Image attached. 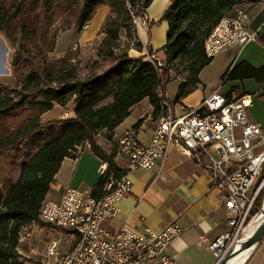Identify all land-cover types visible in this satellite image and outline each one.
<instances>
[{
	"label": "trees",
	"instance_id": "1",
	"mask_svg": "<svg viewBox=\"0 0 264 264\" xmlns=\"http://www.w3.org/2000/svg\"><path fill=\"white\" fill-rule=\"evenodd\" d=\"M152 1L0 0V34L15 49L10 66L17 77L13 86L0 84V264L19 263L24 228L47 225L40 219V208L65 157H75L87 142L101 161L109 162L108 175L122 176L126 169L117 166L115 155L101 148L96 136L106 130V137L112 139L115 129L145 98L159 116L171 80L170 67L144 56L130 57L127 50L117 52L122 48L124 30L136 44L131 12L145 13ZM246 1L171 0L162 16L169 29L160 50L168 63L177 58L189 62V76L181 82L173 102H181L199 85L201 71L213 61L204 51L207 35L222 17ZM102 6L110 7L111 12L99 31L103 37L96 49L97 59L81 77L79 48L68 50L61 58L55 55L59 32L72 27L82 31ZM108 61L114 65L104 70ZM237 78L263 82L264 65L241 62L222 75L224 83ZM110 98L113 101L105 104ZM56 105L71 110V115L43 122L42 116ZM57 125L62 126L61 132ZM24 147L31 150L27 157ZM16 166L19 171L14 179L11 170ZM107 183L99 178L93 186L96 196L104 194ZM263 202L264 188L249 219L260 212Z\"/></svg>",
	"mask_w": 264,
	"mask_h": 264
},
{
	"label": "built area",
	"instance_id": "2",
	"mask_svg": "<svg viewBox=\"0 0 264 264\" xmlns=\"http://www.w3.org/2000/svg\"><path fill=\"white\" fill-rule=\"evenodd\" d=\"M132 18L137 29L140 22L147 23V11L138 15L133 10ZM258 35L257 30L250 28L249 13L236 7L233 15L222 17L207 35L204 51L208 58H214L229 47H243L256 41ZM78 48L80 46L73 49ZM147 60L165 65L157 52H150ZM161 97H164L163 90ZM251 105V93H227L221 87L196 107L169 101L165 96L161 108L165 109V117L157 116L149 143L140 140L136 128H129L119 136V150L126 158V173L108 175L109 162H101L100 178L108 181L105 195L96 196L93 187L68 186L60 198L43 201L40 219L58 233L59 239L48 243L42 254L44 260L30 258L20 249L21 245L31 243L32 225H28V231L19 240L17 264H61L67 251L60 250L61 242L64 237L69 243L76 240L75 230L86 232V248L78 264H148L152 261L172 264L168 249L182 232L179 224L170 223L158 232L147 229L145 233L127 226L111 232L102 225L104 220L117 215L119 202L132 192L133 181L127 171L154 169L165 159L172 145L205 166L212 186L223 196L229 229L211 241L201 236L202 242H208L218 264L233 248L264 188V127L249 118ZM70 115L69 109L62 114L63 118ZM90 207H97V215H90Z\"/></svg>",
	"mask_w": 264,
	"mask_h": 264
},
{
	"label": "crops",
	"instance_id": "3",
	"mask_svg": "<svg viewBox=\"0 0 264 264\" xmlns=\"http://www.w3.org/2000/svg\"><path fill=\"white\" fill-rule=\"evenodd\" d=\"M170 4L171 0L152 1L147 8L150 16H148L146 23L148 26H145L144 21L137 26L136 45L132 46L133 37L130 38L125 30L121 32L122 46L128 45L127 52L130 57L144 56L147 60L148 54L154 52L152 38L149 35L152 32L149 19L154 22L161 18ZM250 4L243 3L237 7L245 10L246 8H243L245 6L252 10V14H249L250 28L258 31V40L243 47L234 46L227 48L228 50L225 49L228 53L227 64H229L230 69H234L241 62H247L254 67L264 65V2L259 1L258 6ZM110 12V7L102 6L82 31L76 27L62 31L57 39L55 55L61 58L75 46H80V50L83 52L89 48H94L95 51L103 37L99 31ZM64 35H70V45L67 49L61 45ZM200 75L201 82L199 85L181 98V102L187 106L196 107L203 98L211 95L219 87L227 93L234 92L237 94L241 92L251 93V88H255L259 97H264L262 96L264 94V81L257 82L253 78H237L224 83L221 76L222 83H210L209 88L205 83L202 84ZM177 78L180 79L179 76ZM181 80L184 81V79ZM246 83L251 88H247ZM257 104L260 108L255 111L253 108ZM257 104L254 96H252V105L248 115L252 121L260 123L264 127V99ZM61 108L63 107L56 105L52 110ZM49 113H45L42 118L44 119ZM157 116L154 114V107L149 99L145 98L115 129L112 139H108L106 130H102L96 136V142L106 152L114 154V161L117 166L124 168L126 158L119 150V136L125 130L135 128V125L138 124L136 129L140 140L149 143L156 126ZM101 162L88 146L79 147L75 157H65L62 161L46 199L60 198L63 189L68 186L81 189L92 188L100 178ZM127 175L133 181L132 192L119 202L117 215L103 221V227L115 232L122 226H127L138 233H145L147 229L158 232L170 223H177L182 228V232L173 240L168 249L173 260L172 264H215V257L208 248V242H202L201 236H206L210 241L214 240L227 231L229 226L223 196L217 188L212 186L208 169L198 163L195 158L182 154L172 145L169 147L165 159L158 162L154 169L139 168L127 171ZM52 232L51 234L55 235ZM74 244L75 240H70V243H66V248H72ZM254 248L244 264H264V235ZM148 264L158 263L152 261Z\"/></svg>",
	"mask_w": 264,
	"mask_h": 264
},
{
	"label": "rangeland",
	"instance_id": "4",
	"mask_svg": "<svg viewBox=\"0 0 264 264\" xmlns=\"http://www.w3.org/2000/svg\"><path fill=\"white\" fill-rule=\"evenodd\" d=\"M259 1L257 0H248L245 3L247 4H252V6H258L259 4H257ZM264 2V0L262 1ZM250 4V5H251ZM246 8L245 10L250 14H252V10L249 7H243ZM254 9V8H253ZM234 12H232L229 15H233ZM147 15L149 16V13L147 12ZM150 17V16H149ZM149 24L152 28V32L149 33L150 37L152 38V45L154 48V52H159L160 58L162 59V61L168 66V68L170 67V75H171V80L169 81V83L166 86V97L170 100H175L177 92H178V88L182 82L181 79H184L186 77L189 76V71L187 70V67L189 65V62L187 60L181 59V58H177L175 60L170 61L169 63L166 60L165 57V53L163 50H160L165 43L167 42V38H168V26L165 20H162L161 18H158L156 21H151V19H149ZM62 31L59 32V34ZM258 40V39H257ZM256 40V41H257ZM100 44V41H99ZM61 45H64L65 49H67V47H69L70 45V35H64L61 41ZM98 45V44H97ZM99 46V45H98ZM97 46V47H98ZM127 46H122V48L120 50H118V53H122L124 51L127 50ZM94 48H89L87 51H81L79 48L78 51V60H79V66L82 68V71L80 73L81 77H84L87 73V68L90 67V65L93 63L94 60L97 59L96 56V50H93ZM97 49V48H96ZM74 50V49H72ZM160 50V51H159ZM228 50V49H226ZM226 50L221 51L219 54H217L214 58H213V62L206 66L200 77L202 80V84H206L207 87L210 88V83L214 84L219 82L220 84L222 83L221 80V76L224 73V71L227 69L228 65V53ZM14 52L15 49L11 46V44L8 42V40L4 37V35L0 34V84H7V85H11L13 86L15 84V81L17 80V77L14 76L10 63L11 60L14 56ZM113 63H111L110 61H108V63L106 64V66L104 67V70H110L113 67ZM175 74H178V76L180 77L177 78L175 76ZM246 87L247 88H251V86H249L246 83ZM251 95L254 96V100L257 102H260L261 100L264 99V97H259L257 89L255 90V88H251ZM211 90V89H210ZM113 101V98L107 99L104 101L105 104H110ZM70 106L72 104H69ZM260 107L257 104L253 109L256 111L258 110ZM67 108H61V109H54L51 111H48L47 113H49V115H47L46 117H44V119L42 118L43 122H48V121H53V120H57V119H61L63 118L62 113L66 110ZM252 109V108H251ZM249 112V110H248ZM56 129L58 130V132H61L62 130V126L57 125ZM87 142H85L83 145L87 146ZM82 147V146H80ZM28 150V148L23 149V154L24 156H28L29 154H31ZM18 171H19V166L13 167L11 170V176L15 179L18 175ZM262 209V208H261ZM261 211V210H260ZM255 217V215L247 220L243 230L240 232V234L238 235V237L236 238V241L233 245V248L235 247V244L237 243V241H239L243 235L244 230L247 228L248 224L251 222V220ZM32 239L30 240V242L32 244H34V246L31 245V243H26L20 246L21 251L28 257L33 258V259H37V260H44V257L42 256L43 252H45L46 247L48 245V243L51 240H55V239H59V235H56L57 232H52L53 230L48 226V225H41V224H32ZM54 233L55 235L51 234ZM63 242H61V251H70L73 250L76 246V242L74 244V246L72 248L71 244L69 248H66V243L69 242L67 237H64V239L62 240ZM232 249V248H231Z\"/></svg>",
	"mask_w": 264,
	"mask_h": 264
},
{
	"label": "bare ground",
	"instance_id": "5",
	"mask_svg": "<svg viewBox=\"0 0 264 264\" xmlns=\"http://www.w3.org/2000/svg\"><path fill=\"white\" fill-rule=\"evenodd\" d=\"M131 14L133 15V11L131 12ZM158 117H165V109H161ZM106 188H108V183L104 186L103 189L104 194L99 196L105 195ZM90 215H97V207H90ZM263 221H264V202L261 211L257 213L255 217L251 220L247 228L244 230L241 239L237 241V243L235 244L236 248H238V251L228 261L227 264H244L246 262V260L249 258V256L252 254L255 248L252 247L242 250V248L240 247L242 246V243L245 240L249 239L254 234V232L257 230V228ZM25 231H28V228H24L22 230L20 234V240H22V236L23 233H25ZM75 239H76L75 248L73 250L70 249V251H66V253H64V259L61 260V264H78V258L81 257L84 248H86V232L84 230H75Z\"/></svg>",
	"mask_w": 264,
	"mask_h": 264
},
{
	"label": "water",
	"instance_id": "6",
	"mask_svg": "<svg viewBox=\"0 0 264 264\" xmlns=\"http://www.w3.org/2000/svg\"><path fill=\"white\" fill-rule=\"evenodd\" d=\"M264 235V221L259 225L257 230L254 232V234L247 240H245L242 243V246L240 248L246 249V248H252L255 247L261 238ZM238 251V248L236 246L232 249H230L227 254L218 262V264H227L228 261L235 255V253Z\"/></svg>",
	"mask_w": 264,
	"mask_h": 264
}]
</instances>
